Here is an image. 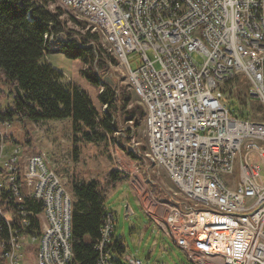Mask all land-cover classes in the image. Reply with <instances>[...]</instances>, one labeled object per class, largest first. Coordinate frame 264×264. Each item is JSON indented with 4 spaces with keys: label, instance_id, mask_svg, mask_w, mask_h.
I'll use <instances>...</instances> for the list:
<instances>
[{
    "label": "built area",
    "instance_id": "built-area-1",
    "mask_svg": "<svg viewBox=\"0 0 264 264\" xmlns=\"http://www.w3.org/2000/svg\"><path fill=\"white\" fill-rule=\"evenodd\" d=\"M55 1L109 46L144 107L146 156L178 188L152 220L192 264H264V118L224 101L242 78L264 110V0ZM5 144L0 131V264H29L31 249L33 264H69L70 186L44 154ZM113 230L106 208L98 264H116Z\"/></svg>",
    "mask_w": 264,
    "mask_h": 264
},
{
    "label": "trees",
    "instance_id": "trees-1",
    "mask_svg": "<svg viewBox=\"0 0 264 264\" xmlns=\"http://www.w3.org/2000/svg\"><path fill=\"white\" fill-rule=\"evenodd\" d=\"M48 3L49 0H0V83L9 85L14 94L10 105H0V122L69 118L74 143L79 140L99 143L109 135L112 141L120 143L114 136L119 132L118 106L125 110V119L135 127L142 122L144 109L137 105L127 109L131 96L125 87L118 92L111 80L97 74L96 69L104 66L102 53L106 52L98 42V33L77 31L75 37L65 32L64 10L59 6L49 10ZM64 32L65 40H60L58 37ZM52 41L65 56L79 58L86 64L80 73L90 85L99 89L97 98L104 106L100 113L83 89L63 83L62 72L45 60ZM15 86L20 89L21 98L16 95ZM128 155L136 157L133 151H128ZM125 179L127 175L117 168L110 169L101 178L85 179L73 173L69 184L73 194L70 216L73 257L69 264H98L97 244L107 208L106 194ZM163 199L172 202L170 197ZM32 209L39 212L41 204L36 202ZM32 227H38L36 217ZM2 232H5L3 223L0 224V234ZM106 248L116 264H123L116 256L124 251L120 238L112 233Z\"/></svg>",
    "mask_w": 264,
    "mask_h": 264
},
{
    "label": "rangeland",
    "instance_id": "rangeland-1",
    "mask_svg": "<svg viewBox=\"0 0 264 264\" xmlns=\"http://www.w3.org/2000/svg\"><path fill=\"white\" fill-rule=\"evenodd\" d=\"M57 6L65 12L62 16L65 20V32L76 37L77 31L84 30L81 28L82 25L75 21L72 10L61 6L55 0H49L47 4L49 9H55ZM65 32L59 36L65 38ZM98 42L108 53H102L104 66L96 69L97 74L101 75L102 79L111 80L118 92L125 87L131 96L127 109L136 105L144 109L140 98L127 84L123 65L100 37ZM49 48L50 51L46 53L45 60L62 72V82L74 84L83 89L97 112L100 113L104 106L97 98L99 89L90 85L80 73V69L86 67V64L79 58H69L58 51L59 46L54 41L50 42ZM107 54L114 61H111ZM128 59L131 66L135 68L138 63L137 55L130 53ZM0 93H3L0 97V105L3 107L10 105L14 98L12 88L0 83ZM229 93L224 101L235 110L237 115H247L253 119L264 118L261 104L246 95V83L242 78L238 79ZM124 111L118 106L116 117L119 132L114 133V136H117L120 143L112 141L111 135L99 143L85 140L74 143L69 118L0 122V131L6 142L4 152L18 148L21 158L33 153L44 154L47 165L67 185L70 184L73 173H79L85 179H90L101 178L112 168L119 169L127 175V179L110 189L105 199V206L114 214L113 236L120 238L124 244V251L116 254L118 260L123 264H132L127 259V256H130L140 259L142 264H192L184 251L150 216L151 212L162 215L159 203L164 200L163 198L171 197L170 195L178 188L164 168L153 164L147 158V140L143 120L135 127L134 123L125 119ZM128 151H133L136 157L128 155ZM260 168V174L264 178L262 163ZM126 205H128L127 209ZM26 253H31L26 255V258L29 264H33L34 250L31 249Z\"/></svg>",
    "mask_w": 264,
    "mask_h": 264
},
{
    "label": "water",
    "instance_id": "water-1",
    "mask_svg": "<svg viewBox=\"0 0 264 264\" xmlns=\"http://www.w3.org/2000/svg\"><path fill=\"white\" fill-rule=\"evenodd\" d=\"M15 92H16V95H18L20 98L22 97L21 91H20V89L17 86H15ZM125 208L127 209L128 208V205H126Z\"/></svg>",
    "mask_w": 264,
    "mask_h": 264
}]
</instances>
